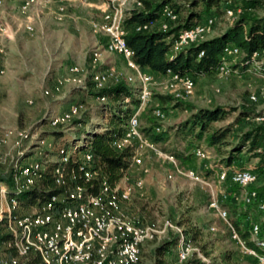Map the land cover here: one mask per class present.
I'll list each match as a JSON object with an SVG mask.
<instances>
[{
  "label": "built area",
  "instance_id": "built-area-1",
  "mask_svg": "<svg viewBox=\"0 0 264 264\" xmlns=\"http://www.w3.org/2000/svg\"><path fill=\"white\" fill-rule=\"evenodd\" d=\"M4 0H0V5ZM32 0H24L20 8L25 12ZM113 1V0H110ZM129 2L132 5H129ZM142 0H120L117 4L105 5L101 9L100 17L89 20L93 32L101 36V43L95 46L89 57L90 80L94 88L102 89L107 85L124 81L134 87L133 94L139 104L127 118V125L122 135L113 140L114 147L120 149L127 145L134 146V153L129 160V165L140 163L138 150L148 148L157 154L159 158L169 164L166 178L171 180L176 176H182L205 184L210 191L209 208L214 212L217 219L223 225L235 247L245 254L253 264H264V238L260 235L261 228L258 222H250L249 245L241 236L229 216L227 207L223 204L227 199L240 201L244 206L249 205L258 196V191L252 185L260 182L264 186V165L259 172L256 167H234L219 165L216 170L217 182L215 189L207 177L199 175L191 167H182L176 157L169 152L160 149L139 130V119L144 104L152 94L151 84L158 76L161 82L168 88L169 94L176 101H183L194 92L195 79L190 73L179 74L167 69L164 74H154L143 69L134 60V51L127 45L124 39L126 29L123 26L125 16L133 7H141ZM241 8H226L225 12L232 15L240 12ZM66 7L58 5L55 12L56 20H64ZM178 19V14L168 4L163 5L157 17L143 24H135L136 31L156 27L159 30H167ZM215 24L211 14L202 15L193 24L178 30L170 47L169 56L192 44L203 40L204 35L210 32ZM24 27L32 33L33 27L25 24ZM6 36V27L0 21V55L4 51L3 38ZM254 51L252 59L257 54ZM264 53V51H260ZM118 54L123 63L130 69L124 77H120L113 64L105 69H99L103 54ZM203 52L199 53V56ZM243 51L233 43H227L219 56L220 63L216 69L217 75H228L235 72L236 68L227 65L231 57H242ZM254 61V59H253ZM66 75L57 78L54 88L62 82H74L83 86L85 78L81 75L82 68L75 64L66 67ZM253 69L258 70L260 79L258 91L248 94L250 103L264 100V60L255 62ZM5 74V68L0 64V79ZM156 76V77H155ZM44 94L51 95L52 88L47 87ZM104 95L99 96L100 101ZM130 101L126 96L123 103ZM81 105L69 104L61 113H56L50 120L51 125L65 123L77 115ZM156 119L165 117L164 111L155 108L152 111ZM257 121H264V112L253 117ZM160 126H155L159 131ZM11 136L10 130L0 133V146L7 143ZM27 135H24L26 137ZM23 138V137H22ZM20 138V141L23 139ZM20 143V142H19ZM18 152L13 160L12 170L16 171L13 176L14 190L11 192L5 181L0 180V264H19L29 254L39 256L42 264H135L140 255L141 245L150 240H164L172 232L176 235L175 258L182 263L195 256L202 264H230L226 260L213 261L205 255L200 246L187 238L185 228L169 218L160 222H141L134 214L127 212L132 190H141L144 186L142 177L132 181L123 176L115 185H110L104 177L100 179L98 191L90 194L84 187L76 184L68 185L61 194L52 195L43 202L37 199L27 207L21 203L19 194L28 189L39 178L41 163L37 160L21 159L24 149L16 143ZM79 169L83 170L84 177L89 180L97 176V171L92 169V155L87 151L75 150ZM192 154L200 160L210 158V151L201 146L194 145ZM57 161H67L68 155L63 154L56 158ZM146 171V169L144 170ZM54 184L65 182L64 168L57 165L54 170ZM68 179L74 181L73 171L68 174ZM231 184H238L240 192L225 187L226 180ZM32 209L25 211V209ZM258 208L264 211V197L258 202ZM211 232H217L219 228L214 224L208 226Z\"/></svg>",
  "mask_w": 264,
  "mask_h": 264
},
{
  "label": "rangeland",
  "instance_id": "rangeland-1",
  "mask_svg": "<svg viewBox=\"0 0 264 264\" xmlns=\"http://www.w3.org/2000/svg\"><path fill=\"white\" fill-rule=\"evenodd\" d=\"M23 1L4 0L0 5V21L6 27V36L3 38L4 51L0 55V64L5 68V74L0 79V133L5 130L11 131L7 143L0 146V172L5 175L10 173L13 160L17 157V142L24 151L49 149L43 158L46 161H54L57 158L54 155L57 144L53 143L51 134L63 130L66 135H71L77 127H80L74 124V120H70L54 128L51 124L43 122L44 116L49 115L51 120L58 110L65 109L74 102L82 103L81 113L100 105L101 101L92 94L97 89L89 79L88 62L91 50L101 43V36L91 30L89 20L99 18L101 9L105 5H114L120 0H32L25 12L20 8ZM186 1L175 0L178 4ZM235 1L239 0H231L227 5L225 1L221 2L223 10L212 15L215 24L203 39L224 32L241 13L252 16L264 12V7H256L253 10L241 8L240 12L236 11L228 15L225 9L228 4L234 5ZM61 4L66 7L67 15L64 20H56L55 12ZM129 5L132 3L129 2L127 6ZM204 14L208 12H201V16ZM25 24L33 27L32 33L26 30ZM240 59L241 57H231L226 63L234 68ZM253 59L251 67L246 70L237 68L228 75L212 73L194 77V92L179 102L178 106H175L176 100L164 97L170 95L169 90L161 82L162 79L155 76V82L151 84L152 94L140 114L139 127L155 123L156 126H160V130L169 132L196 108L219 105L231 111L215 124L221 127L231 124L232 131L228 139L232 140L236 134L257 122L252 117L240 118L241 109L264 112V100L250 103L247 99L249 93L259 89L258 70L253 67L255 62L260 63L264 60V53L257 52ZM113 60L112 56L103 54L98 68H107ZM114 61L116 63L113 65H116L115 70L120 77L129 73V68L121 60ZM69 63L82 68L84 85L62 82L60 86L58 85L59 88L55 89L56 79L66 75V67ZM47 87L52 88L51 95L44 94ZM157 107L165 114L161 120L156 119L152 114L153 109ZM92 119L98 121L99 116H93ZM20 138L23 140L20 141ZM26 138L29 139L26 141ZM41 138L44 140L42 141ZM37 141H40L39 145L34 146ZM193 144L207 148L210 151V158L200 160L194 157L189 166L199 175L206 176L215 189L218 185L216 170L221 164V156L202 141H194ZM138 156L140 163L129 166L126 176L129 181L142 177L144 186L141 190H132L127 212L136 215L143 223L160 222L165 218L176 222L188 218L203 231L201 241H208V253L213 261L226 260L230 264H253L252 260L235 247L228 233L223 231L222 223L209 208L210 191L205 184L182 176L168 180L166 174L170 168L169 164L148 148H140ZM33 157L34 154L27 156L26 161ZM248 157L244 152L239 153L237 160L231 166L256 167V158L248 159ZM241 164L243 165L240 166ZM254 186L259 190L260 196L264 197V187L261 183L258 182ZM237 191L240 192V189ZM45 200L43 199V202ZM29 205L25 204L27 207ZM225 206L231 220L238 218L241 210L245 213L240 215L244 227L251 221L264 224V212L259 211L255 205L247 207L237 201ZM28 208L25 211L32 210ZM211 224L217 226L219 230L211 232L208 229ZM160 242L161 239L144 242L135 264H153L154 249ZM165 259L168 264H179L175 258V250L165 256Z\"/></svg>",
  "mask_w": 264,
  "mask_h": 264
},
{
  "label": "trees",
  "instance_id": "trees-1",
  "mask_svg": "<svg viewBox=\"0 0 264 264\" xmlns=\"http://www.w3.org/2000/svg\"><path fill=\"white\" fill-rule=\"evenodd\" d=\"M222 1H225L226 5L227 2H231V0H187L185 3L178 4L175 0H142V6L131 8L123 22L126 29L124 39L134 51V60L143 69L154 74H164L167 69H170L179 74L190 73L193 77H196L215 73L224 46L227 43H233L244 53L239 63L234 65V68L249 69L253 62V52L257 50L264 51V12L252 16L241 13L224 32L181 49L173 57L169 56L170 47L178 30L196 22L201 17V12H208L211 15L222 12ZM238 2L235 1L234 5L228 4L226 8L236 9L240 7L253 10L256 7H264V0H239ZM165 4L170 5L178 14V19L173 26L167 30H159L156 27L141 31L134 29L135 24H143L157 17L160 8ZM200 52L203 53L199 56ZM133 92V86L120 81L107 85L102 89H97L96 92L92 93L96 98L102 95L106 97L96 108L81 113L82 103H77L81 105L79 112L70 120H74V124H78L80 127H77L71 135H66L63 130L54 131L51 134L53 143L57 144L54 155L59 157L67 154V161H46L43 156L47 154L46 152L49 149L24 151L21 159L34 154L33 159L41 163V167L39 178L28 189L19 194L18 198L21 203L25 205L34 202L35 199H48L52 195L61 194L71 184L84 187L88 193L94 194L98 191L102 177L112 186L118 183L129 167V160L134 153V146L127 145L118 149L114 147L112 142L125 131L127 118L139 104ZM126 96L130 97V101L123 103ZM164 97L173 99L172 95H165ZM179 102L181 101H177L175 106H178ZM62 110H58L57 113H61ZM230 111L219 105L201 106L192 111L177 127L171 128L169 132L164 130L155 131V123L139 127V130L160 149L172 153L182 167H191L189 164L194 159L192 154L193 142L202 141L221 156V164L231 166L237 160L238 154L244 152L249 156L248 159L256 158V168L260 172L264 165V121H257L230 140L228 135H231L232 125L228 124L221 127L215 124L217 120L224 118ZM259 113L261 112L243 108L240 110L239 117L253 118ZM96 115L99 116V120L93 121L92 117ZM42 120L44 123L50 124L49 115L44 116ZM65 123L52 125V127L57 128ZM28 139L26 138V141ZM41 139L44 140V138ZM37 142L34 146L39 145L40 141ZM74 149L91 153L92 169L97 171V176L89 180L84 177L83 170L78 167ZM57 165H61L65 173V182L59 185L54 184L53 170ZM70 171H73L75 177L73 182L68 179ZM15 174L16 171L13 170L8 175L0 172V180L7 183L11 192L14 190L12 180ZM225 186L233 191L240 189L238 184H231L228 179ZM252 187L255 186L252 185ZM257 191V198L247 207L255 205L261 211L258 208V202L263 197L260 196L258 189ZM233 202L235 201L227 199L223 204L229 205ZM241 214L245 213L241 210L239 217L232 221L241 236L246 239L249 245H252L253 243L249 238L250 222L244 227L240 217ZM189 220L185 218L176 222L185 228L187 238L199 245L203 253L209 256L208 241H201L203 231L199 225L191 223ZM259 225L261 228L260 235L264 238V224ZM175 246L176 235L170 232L169 236L161 240L155 247L153 264H168L165 256L172 254ZM19 264H42V262L38 255L31 253ZM179 264L202 263L200 259L193 256Z\"/></svg>",
  "mask_w": 264,
  "mask_h": 264
},
{
  "label": "crops",
  "instance_id": "crops-1",
  "mask_svg": "<svg viewBox=\"0 0 264 264\" xmlns=\"http://www.w3.org/2000/svg\"><path fill=\"white\" fill-rule=\"evenodd\" d=\"M108 55L112 56L114 60L118 59V60H121V62H123L122 58L118 54H114V53L112 54L111 53V54H108ZM114 60L111 62V64H115L116 63ZM69 64H73V63H69ZM129 72H130V69H129ZM126 174H127V171L125 172V175H124L127 178Z\"/></svg>",
  "mask_w": 264,
  "mask_h": 264
}]
</instances>
